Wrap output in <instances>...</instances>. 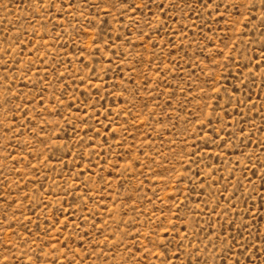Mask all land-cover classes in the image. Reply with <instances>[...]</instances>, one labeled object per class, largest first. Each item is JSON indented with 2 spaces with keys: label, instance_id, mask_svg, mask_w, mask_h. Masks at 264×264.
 <instances>
[{
  "label": "rangeland",
  "instance_id": "374dc122",
  "mask_svg": "<svg viewBox=\"0 0 264 264\" xmlns=\"http://www.w3.org/2000/svg\"><path fill=\"white\" fill-rule=\"evenodd\" d=\"M264 0H0V264H264Z\"/></svg>",
  "mask_w": 264,
  "mask_h": 264
},
{
  "label": "snow or ice",
  "instance_id": "6c2138e0",
  "mask_svg": "<svg viewBox=\"0 0 264 264\" xmlns=\"http://www.w3.org/2000/svg\"><path fill=\"white\" fill-rule=\"evenodd\" d=\"M261 178L264 179V176H262Z\"/></svg>",
  "mask_w": 264,
  "mask_h": 264
}]
</instances>
